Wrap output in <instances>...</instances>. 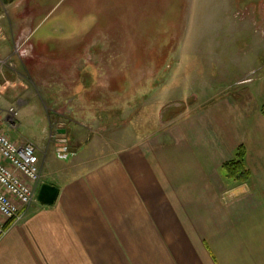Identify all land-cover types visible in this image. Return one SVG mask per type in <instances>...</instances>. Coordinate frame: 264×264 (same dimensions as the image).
Listing matches in <instances>:
<instances>
[{"label": "crops", "instance_id": "crops-1", "mask_svg": "<svg viewBox=\"0 0 264 264\" xmlns=\"http://www.w3.org/2000/svg\"><path fill=\"white\" fill-rule=\"evenodd\" d=\"M219 5V28L206 29L205 36L218 32L227 41L205 50L231 51L235 44L227 37L248 32L242 22L250 19L259 38L252 60L236 62L241 70L230 84L213 81L197 91L204 95L194 97L204 103L184 116L173 114L135 140L106 136L108 143L73 116L83 121L85 114L96 115L88 112L94 96L100 90L114 96L109 87L114 77L101 79L97 57L79 46L63 52L33 42V57L19 58L12 49L18 15L0 14V58L10 59L0 63V113L25 92V78L31 77L34 91L31 102L18 107L21 130L5 123L4 130L17 142L34 143L45 166L61 151L63 162L78 157L76 164L85 165L61 172L58 183L48 182L59 189L52 205L23 209L21 221L25 215L26 220L10 225L0 239V264H264V33L256 30L264 29V0H219ZM242 7L247 19H232V11ZM41 19L34 17V32ZM219 67L222 73L229 69L222 62ZM47 82L54 91L47 90L50 105L42 106L36 85ZM67 108L73 111H58ZM48 109L54 121L41 135ZM49 136L60 145L56 155L43 150ZM240 145L250 177L235 184L221 165Z\"/></svg>", "mask_w": 264, "mask_h": 264}, {"label": "rangeland", "instance_id": "rangeland-1", "mask_svg": "<svg viewBox=\"0 0 264 264\" xmlns=\"http://www.w3.org/2000/svg\"><path fill=\"white\" fill-rule=\"evenodd\" d=\"M219 6V0H0V14L10 10L18 15L19 20L12 24L14 32H17L12 49H15L19 58L27 61L33 57V42L40 46L60 48L63 52L72 46H79L90 49L97 57L101 79L114 77L113 83L109 84L111 89H115L114 96L105 90H100L94 96L97 99L88 112L94 113L95 110L96 115L85 114L83 121L73 116L75 120L104 135L101 140L108 143L111 136L116 140L138 139L168 123L166 119L173 117V114L184 116L204 103L205 100L194 97L197 94L204 95L197 91L203 92L208 85H214L213 81L218 85L230 84L239 74L234 73L241 70L235 68L236 62L242 59L246 65L252 60L259 38L253 26H250L252 20L244 18L247 20L243 21V18L237 16V13H247L245 7L232 11L230 15L232 19L236 16V20L243 21V28L248 29L244 35L227 37L235 44L231 51L222 52L219 48L205 50V45L217 46L220 41H227L218 32L205 36L206 29L219 28ZM38 15L42 19L34 32L32 23ZM3 19L0 17V25ZM22 49L26 52H21ZM5 59L10 64V59ZM221 62L225 68H229L225 73L220 70ZM172 65L178 66L175 73H172ZM43 73L46 74V70ZM157 76L162 78L158 80ZM30 78H25V92L0 113L6 123L14 122L11 128L15 130L22 128L18 107L31 102L29 94L34 98ZM155 79L158 84L149 85L148 81L155 82ZM208 79L212 83L207 82ZM36 86L42 97L40 105L49 106L50 100L45 96L49 95L47 90L52 92L54 85L47 82L42 84L43 88L40 84ZM124 91L128 94L123 95ZM9 108H14L16 114L7 113ZM64 110L68 113L73 111L69 108L58 111ZM46 113L45 124L40 123L41 129L45 127L41 135L48 133L47 126L54 121L52 110L48 109ZM57 118L58 122H64L66 117ZM106 136L109 138L106 139ZM49 137L51 140L47 141L46 149L43 150L49 149V152L56 155L55 145L59 143ZM36 152L40 167L39 185L43 182L58 183L57 177L61 172L71 167L76 170L85 166L76 164L78 157L73 162L70 158L63 162V151L58 152L55 163L47 161L45 166L42 164L44 154L38 148ZM38 203L35 195L28 206ZM25 220L26 215L21 222Z\"/></svg>", "mask_w": 264, "mask_h": 264}, {"label": "built area", "instance_id": "built-area-1", "mask_svg": "<svg viewBox=\"0 0 264 264\" xmlns=\"http://www.w3.org/2000/svg\"><path fill=\"white\" fill-rule=\"evenodd\" d=\"M246 12L237 13V16L244 18L248 15V11ZM259 30L264 33V29L257 31ZM21 52L26 51L22 49ZM6 60L0 58V63ZM7 113L15 115L16 111L9 108ZM5 122L0 114V239L10 225L21 221L23 209L34 199L40 182L35 145L32 142H17L12 139L4 130ZM13 123L10 121L8 125H14Z\"/></svg>", "mask_w": 264, "mask_h": 264}, {"label": "trees", "instance_id": "trees-1", "mask_svg": "<svg viewBox=\"0 0 264 264\" xmlns=\"http://www.w3.org/2000/svg\"><path fill=\"white\" fill-rule=\"evenodd\" d=\"M245 149L240 145L234 154V157L221 165V171L224 177L235 184L246 182L250 177V172L245 165Z\"/></svg>", "mask_w": 264, "mask_h": 264}, {"label": "water", "instance_id": "water-1", "mask_svg": "<svg viewBox=\"0 0 264 264\" xmlns=\"http://www.w3.org/2000/svg\"><path fill=\"white\" fill-rule=\"evenodd\" d=\"M58 191L57 186L44 182L38 188L36 199L42 204L52 205L56 201Z\"/></svg>", "mask_w": 264, "mask_h": 264}]
</instances>
